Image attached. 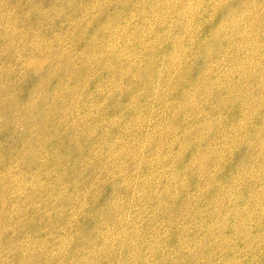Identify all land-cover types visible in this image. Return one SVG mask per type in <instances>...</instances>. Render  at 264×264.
Listing matches in <instances>:
<instances>
[{"label": "rangeland", "instance_id": "374dc122", "mask_svg": "<svg viewBox=\"0 0 264 264\" xmlns=\"http://www.w3.org/2000/svg\"><path fill=\"white\" fill-rule=\"evenodd\" d=\"M7 1L0 264H264V0Z\"/></svg>", "mask_w": 264, "mask_h": 264}, {"label": "bare ground", "instance_id": "6f19581e", "mask_svg": "<svg viewBox=\"0 0 264 264\" xmlns=\"http://www.w3.org/2000/svg\"><path fill=\"white\" fill-rule=\"evenodd\" d=\"M8 1H10V0H8ZM8 1H7V2H8ZM26 1H27V0H26ZM26 1H25V2H26ZM61 1H62V0H61ZM91 1H92V0H91ZM99 1H100V0H99ZM108 1H109V0H108ZM129 1H130V0H129ZM158 1H159V0H158ZM180 1H181V0H180ZM187 1H188V0H187ZM225 1H226V0H225ZM225 1H224V2H225ZM243 1H244V0H243ZM243 1H242V3H243ZM245 1H246V0H245ZM252 1H253V0H252ZM2 2H3V1H2ZM29 2H30V1H29ZM58 2H59V1H58ZM68 2H69V1H68ZM71 2H72V1H71ZM71 2H70V3H71ZM88 2H89V1H88ZM100 2H101V1H100ZM100 2H99V3H100ZM109 2H110V1H109ZM127 2H128V1H127ZM181 2H182V1H181ZM233 2H234V0H233ZM235 2H236V1H235ZM240 2H241V0H240ZM250 2H251V1H249V4H250ZM253 2H254V1H253ZM260 2H262V1L260 0ZM0 3H1V2H0ZM13 3H14V0H13ZM15 3H16V2H15ZM20 3H21V2H20ZM64 3H65V2H64ZM128 3H129V2H128ZM156 3H157V2H156ZM160 3H161V2H160ZM188 3H190V2H188ZM7 4H8V3H7ZM11 4H12V3H11ZM36 4H37V3H36ZM79 4H80V3H79ZM81 4H82V3H81ZM86 4H87V3H86ZM104 4H105V3H104ZM114 4H115V3H114ZM154 4H155V3H154ZM238 4H239V3H238ZM243 4H244V3H243ZM243 4H242V5H243ZM246 4H248V3H246ZM258 4H260V3H258ZM262 4H263V3H262ZM3 5H4V4H3ZM18 5H19V4H18ZM21 5H22V4H21ZM54 5H55V4H54ZM67 5H68V4H67ZM73 5H74V4H73ZM83 5H84V4H83ZM106 5H107V4H105V6H106ZM117 5H118V4H117ZM148 5H149V4H148ZM5 6H6V5H5ZM12 6H13V5H12ZM36 6H37V5H36ZM68 6H69V5H68ZM77 6H78V5H77ZM150 6H151V5H150ZM155 6H156V5H155ZM229 6L231 7V5H229ZM232 6H233V5H232ZM10 7H11V6H10ZM10 7H9V8H10ZM17 7H18V6H17ZM23 7H24V6H23ZM37 7H38V6H37ZM72 7H73V6H72ZM84 7H85V6H84ZM152 7H153V6H152ZM214 7H215V6H214ZM236 7H238V6H236ZM241 7H242V6H241ZM245 7H246V6H245ZM41 8H44V7L41 6L40 9H41ZM115 8H116V6H115ZM134 8H135V7H134ZM153 8H154V7H153ZM184 8H185V7H184ZM188 8H189V7H188ZM224 8H225V7H224ZM256 8H257V7H256ZM12 9H13V8H12ZM37 9L40 10L39 8H37ZM52 9H53V8H52ZM62 9H63V8H62ZM80 9H81V8H80ZM80 9H79V10H80ZM89 9H90V8H89ZM130 9H131V8H130ZM130 9H129V10H130ZM137 9H138V8H137ZM140 9H141V8H140ZM155 9H156V7H155ZM189 9H191V8H189ZM192 9H193V8H192ZM208 9H209V8H208ZM217 9H218V7H217ZM240 9H241V8H240ZM242 9H244V8H242ZM250 9H251V7H250ZM9 10H10V9H9ZM34 10H35V9H34ZM53 10H55V9H53ZM69 10H70V9H69ZM71 10H72V9H71ZM117 10H118V9H117ZM142 10H143V9H142ZM151 10H152V9H151ZM206 10H207V9H206ZM209 10H210V9H209ZM213 10H215V9H213ZM235 10H236V9H235ZM247 10H248V9H247ZM252 10H253V8H252ZM4 11H5V10H4ZM40 11H41V10H40ZM47 11H48V10H47ZM47 11H46V12H47ZM59 11H60V10H59ZM61 11H62V10H61ZM61 11H60V12H61ZM80 11H81V10H80ZM82 11H83V10H82ZM144 11H145V9H144ZM146 11H147V9H146ZM153 11H154V10H153ZM192 11H193V10H192ZM196 11H197V10H196ZM221 11H222V10H221ZM228 11H230V9H229ZM231 11H232V10H231ZM236 11H238V10H236ZM8 12H9V11H8ZM36 12H37V11H36ZM49 12H50V11H49ZM51 12H52V11H51ZM63 12H64V11H63ZM68 12H69V11H68ZM70 12H71V11H70ZM74 12H75V11H74ZM105 12H106V11H105ZM166 12H167V11H166ZM199 12H200V11H199ZM219 12H220V11H219ZM226 12H227V11H226ZM232 12H233V11H232ZM250 12H251V10H250ZM250 12H249V13H250ZM65 13H66V11H65ZM76 13H77V12H76ZM79 13H80V12H78V14H79ZM81 13H82V12H81ZM83 13H84V12H83ZM85 13H86V11H85ZM141 13H142V12H141ZM149 13H150V12H149ZM149 13H148V14H149ZM179 13H180V12H179ZM189 13H190V12H189ZM205 13H206V12H205ZM234 13H236V12L234 11ZM234 13H232V15H234ZM238 13H239V12H238ZM238 13H237V14H238ZM242 13H243V12H242ZM253 13H254V12H253ZM0 14H2V13H0ZM13 14H14V11H13ZM39 14H41V12H40ZM48 14H49V13H48ZM48 14H47V15H48ZM73 14H74V13H73ZM89 14H90V13H89ZM107 14H108V13H107ZM150 14H151V13H150ZM216 14H217V13H216ZM223 14H224V13H223ZM3 15H4V13H3ZM6 15H7V14H6ZM31 15H32V14H31ZM45 15H46V14H45ZM56 15H57V14H56ZM59 15H60V14H58V16H59ZM64 15H65V14H64ZM74 15H75V14H74ZM79 15H80V14H79ZM103 15H105V14H103ZM108 15H109V14H108ZM145 15H146V14H145ZM182 15H183V14H182ZM184 15H186V14H184ZM189 15H190V14H189ZM193 15H194V14H193ZM196 15H197V13H196ZM199 15H200V14H199ZM202 15H203V14H202ZM219 15H220V14H219ZM239 15H240V14H239ZM244 15H246L245 12H244ZM9 16H10V15H9ZM22 16H23V15H22ZM22 16H21V18H22ZM27 16H29V15H27ZM27 16H26V17H27ZM33 16H34V15H33ZM48 16H49V15H48ZM70 16H71V15H70ZM72 16H73V15H72ZM84 16H85V15H84ZM84 16L82 15V17H84ZM126 16H127V15H126ZM129 16H130V15H129ZM129 16H128V18H130ZM141 16H142V15H141ZM157 16H158V15H157ZM191 16H192V13H191ZM205 16H206V15H205ZM211 16H212V15H211ZM215 16H216V15H215ZM222 16H223V15H222ZM227 16H229V15H227ZM246 16H247V15H246ZM251 16H252V15H251ZM34 17H35V16H34ZM52 17H53V16H52ZM75 17H76V16H75ZM82 17H81V19H82ZM86 17H87V16H86ZM103 17H104V16H103ZM179 17H180V15H179ZM184 17H185V16H184ZM188 17H189V16H188ZM202 17H203V16H202ZM234 17H236V16L234 15ZM234 17H233V18H234ZM242 17H243V16H242ZM244 17H245V16H244ZM253 17H254V15H253ZM24 18H25V17H24ZM35 18H36V17H35ZM72 18H73V17H72ZM121 18H123V15H122ZM126 18H127V17H126ZM126 18H125V19H126ZM142 18H143V17H142ZM142 18H141V19H142ZM147 18H148V17H147ZM147 18H146V19H147ZM185 18H186V17H185ZM192 18H193V17H192ZM197 18H198V17H197ZM213 18H214V17H213ZM225 18H226V17H225ZM246 18H249V17H246ZM7 19H8V18H7ZM12 19H13V18H12ZM28 19H29V18H28ZM33 19H34V18H33ZM61 19H62V17H61ZM64 19H65V17H64ZM85 19H86V18H85ZM143 19H144V18H143ZM216 19H217V18H216ZM3 20H4V19H3ZM13 20H14V19H13ZM19 20H21V19H19ZM35 20H36V19H35ZM43 20H44V19H43ZM50 20H53V19L50 18ZM69 20H70V18H69ZM78 20H79V19H78ZM109 20H110V19H109ZM111 20H112V19H111ZM118 20H119V19H118ZM128 20H129V19H128ZM138 20H139V18H138ZM161 20H162V19H161ZM185 20H186V19H185ZM188 20H189V19H188ZM190 20H191V19H190ZM198 20H199V19H198ZM245 20H246V19H245ZM6 21H7V20H6ZM16 21H18L17 18H16ZM21 21H22V20H21ZM74 21H75V20H74ZM119 21H120V20H119ZM121 21H122V20H121ZM143 21H144V20H143ZM147 21H148V20H147ZM248 21H249V20H248ZM0 22H1V21H0ZM34 22H35V21H34ZM39 22H40V21H39ZM39 22H38V23H39ZM64 22H65V21H64ZM77 22H78V21H77ZM80 22H82V21H80ZM111 22H112V21H111ZM114 22H115V21H114ZM140 22H141V21H140ZM145 22H146V21H145ZM162 22H163V21H162ZM173 22H174V21H173ZM183 22H184V21H183ZM191 22H192V21H191ZM194 22H195V21H194ZM212 22H214V20H212ZM10 23H11V22H10ZM21 23H22V22H21ZM35 23H37V22H35ZM115 23H116V22H115ZM125 23H127V21H125ZM184 23H185V22H184ZM188 23H190V22H188ZM207 23H208V21H207ZM4 24H6V23H4ZM24 24H25V23H24ZM28 24H29V23H28ZM75 24H76V23H75ZM109 24H110V23H109ZM120 24H121V23H120ZM129 24H130V23H129ZM143 24H144V23H143ZM233 24H234V23H233ZM245 24H246V23H245ZM7 25H9V24H7ZM12 25H13V21H12ZM37 25H38V24H37ZM63 25H65V24H63ZM79 25H81V24H79ZM113 25H114V24H113ZM117 25H119V24H117ZM190 25H191V24H190ZM190 25H189V26H190ZM220 25H221V24H220ZM1 26H2V25H1ZM10 26H11V25H10ZM19 26H20V25H19ZM41 26H42V25H41ZM48 26H49V25H48ZM77 26H78V25H77ZM111 26H112V25H111ZM119 26H120V25H119ZM173 26H174V25H173ZM236 26H237V25H236ZM260 26H261V24H260ZM16 27H17V26H16ZM37 27H39V26H37ZM67 27H68V26H67ZM73 27H74V26H73ZM80 27H81V26H80ZM140 27H141V26H140ZM164 27H165V26H164ZM164 27H163V28H164ZM180 27H181V26H180ZM242 27H243V26H242ZM258 27H259V26H258ZM13 28L15 29V27H13ZM19 28H20V27H19ZM69 28H70V26H69ZM69 28H68V29H69ZM76 28H77V27H76ZM194 28H195V27H194ZM217 28H218V27H217ZM5 29H6V28H5ZM30 29H31V28H30ZM37 29H38V28H37ZM46 29H47V27H46ZM111 29H113V28L111 27ZM111 29H110V30H111ZM114 29H115V28H114ZM116 29H117V27H116ZM119 29H120V28H119ZM122 29H123V28H122ZM128 29H129V28H128ZM137 29L139 30L140 28H137ZM137 29H136V30H137ZM170 29H171V28H170ZM177 29H180V28H177ZM218 29H219V28H218ZM240 29H241V27H240ZM258 29H259V28H258ZM10 30H11V29H10ZM16 30H17V29H16ZM16 30H15V31H16ZM28 30H29V29H28ZM32 30H33V29H32ZM52 30H53V29H52ZM63 30H64V29H63ZM110 30H109V31H110ZM124 30H125V29H124ZM222 30H224V29H222ZM255 30H256V29H255ZM72 31H73V30H72ZM111 31H112V30H111ZM127 31H129V30H127ZM131 31H132V30H131ZM142 31H143L142 33H144V29H143ZM183 31H184V30H183ZM217 31H218V30H217ZM24 32H25V31H24ZM28 32H29V31H28ZM53 32H54V31H53ZM114 32H115V31H114ZM116 32H117V31H116ZM145 32H147V31H145ZM148 32H149V31H148ZM223 32H224V31H223ZM257 32H258V31H256V33H257ZM259 32H260V31H259ZM0 33H2V32H0ZM9 33H10V32H9ZM34 33H35V32H34ZM66 33H67V32H65V34H66ZM82 33H83V32H82ZM104 33H105V32H104ZM120 33H121V32H120ZM133 33H134V32H133ZM164 33H165V32H164ZM171 33H172V32H171ZM197 33H198V32H197ZM22 34H23V33H22ZM51 34H52V33H51ZM263 34H264V33H263ZM7 35H8V34H7ZM19 35H20V34H19ZM67 35H68V34H67ZM117 35H118V34H117ZM155 35H157V34H155ZM155 35H153V36H155ZM162 35H163V34H162ZM189 35H190V34H189ZM222 35H223V34H222ZM233 35H234V34H233ZM241 35H242V34H241ZM20 36H21V35H20ZM29 36H30V35H29ZM113 36H114V35H113ZM121 36H122V35H121ZM143 36H144V34H143ZM243 36H244V35H243ZM247 36H248V35H247ZM31 37H32V36H31ZM33 37H34V36H33ZM36 37H37V36H36ZM81 37H82V36H81ZM114 37H115V36H114ZM117 37H118V36H117ZM127 37H128V36H126V38H127ZM164 37H165V35H164ZM164 37H163V38H164ZM231 37H232V36H231ZM231 37H230V38H231ZM21 38H22V37H21ZM105 38H107V37H105ZM129 38H130V37H129ZM155 38H156V37H155ZM155 38H154V39H155ZM158 38H159V37H158ZM166 38H167V37H166ZM170 38H172V37H170ZM178 38H179V37H178ZM190 38H191V37H190ZM218 38H219V37H218ZM222 38H224V37H222ZM226 38H227V37H226ZM230 38H229V39H230ZM117 39H118V38H117ZM119 39H121V38H119ZM161 39H162V38H161ZM193 39L195 40V38H193ZM22 40H23V38H22ZM37 40H38V39H37ZM121 40H122V39H121ZM128 40H129V39H128ZM141 40H142V39H141ZM155 40H156V39H155ZM164 40H165V39H164ZM168 40L170 41V39H168ZM214 40H215V39H214ZM219 40H220V38H219ZM222 40H223V39H222ZM0 41H1V40H0ZM105 41H107V40H105ZM125 41H126V40H125ZM125 41H124V42H125ZM130 41H131V40H130ZM137 41H138V40H137ZM169 41H168V42H169ZM172 41H173V40H172ZM172 41H171V42H172ZM224 41H225V40H224ZM227 41H228V40H227ZM154 42H155V41H154ZM228 42H229V41H228ZM1 43H2V42H1ZM7 43H9V42H7ZM35 43H36V42H35ZM107 43H108V42H107ZM113 43H114V42H113ZM127 43H128V42H127ZM173 43H174V42H173ZM217 43H218V42H217ZM36 44H37V43H36ZM125 44H126V43H125ZM144 44H145V42H144ZM144 44H143V45H144ZM154 44H155V43H154ZM177 44L179 45L178 42H177ZM177 44H176V45H177ZM9 45H10V44H9ZM33 45H35V44H33ZM114 45H115V44H114ZM167 45H168V44H167ZM176 45H173V46H176ZM199 45H200V44H199ZM228 45H229V43H228ZM228 45H227V46H228ZM11 46H13V45H11ZM36 46H37V45H36ZM156 46H157V45H156ZM162 46H163V45H162ZM207 46H208V45H207ZM207 46H206V47H207ZM218 46H219V45H218ZM220 46H221V45H220ZM4 47H5V46H4ZM13 47H14V46H13ZM192 47H193V46H192ZM195 47H196V46H195ZM201 47H202V46H200L199 48H201ZM216 47H217V46H216ZM6 48H7V47H6ZM40 48H41V47H40ZM111 48H113V47H111ZM116 48H117V47H116ZM162 48H163V47H162ZM213 48H214V46H213ZM238 48H240V47H238ZM114 49H115V48H114ZM144 49H145V48H144ZM151 49H152V48H151ZM153 49H154V48H153ZM168 49H169V47H168ZM191 49H192V48H191ZM207 49H208V48H207ZM210 49H211V48H210ZM217 49H218V48H217ZM217 49H216V50H217ZM220 49H221V48H220ZM7 50H8V49H7ZM11 50H12V49H11ZM11 50H10V51H11ZM41 50H42V49H41ZM65 50H66V49H65ZM67 50H68V48H67ZM154 50H155V49H154ZM165 50H166V49H165ZM196 50H197V49H196ZM208 50H209V49H208ZM150 51H151V50H150ZM155 51H156V50H155ZM163 51H164V50H163ZM177 51H178V50H177ZM214 51H215V50H214ZM110 52H111V50H110ZM112 52H113V51H112ZM158 52H160V50H159ZM193 52H194V50H193ZM212 52H213V50H212ZM6 53H7V52H6ZM10 53H11V52H10ZM61 53H62V52H61ZM63 53H64V52H63ZM106 53H107V52H106ZM122 53H123V52H122ZM124 53H125V52H124ZM124 53H123V55H125ZM156 53H157V52H156ZM171 53H172V52H171ZM205 53H207V52H205ZM214 53H215V52H213V54H214ZM254 53H255V52H254ZM7 54H8V53H7ZM66 54H67V53H66ZM160 54H161V53H160ZM163 54H164V53H163ZM207 54H208V53H207ZM209 54H211V53H209ZM255 54H257V53H255ZM259 54H260V53H259ZM69 55H70V54H69ZM109 55H110V54H109ZM111 55H112V54H111ZM155 55L159 57L158 54H155ZM204 55H206V54H204ZM260 55H261V54H260ZM61 56H62V55H60V57H61ZM125 56H126V55H125ZM160 56H161V55H160ZM208 56H209V55H208ZM66 57H67V56H66ZM110 57H111V56H110ZM120 57H122V56H120ZM120 57H119V58L117 57V59L120 60ZM153 57H154V56H153ZM153 57H152V59H153ZM164 57H165V56H164ZM56 58H57V56H56ZM75 58H76V57H75ZM122 58H123V57H122ZM155 58H156V57H155ZM34 59H35V58H34ZM60 59H61V58H60ZM65 59H66V58H65ZM69 59H70V58H69ZM111 59H113V58H111ZM124 59H125V58H124ZM127 59H128V57H127ZM127 59H125L124 61H127ZM207 59H208V58H207ZM61 60H62V59H61ZM66 60H67V59H66ZM87 60H88V59H87ZM118 60H117V61H118ZM155 60H156V59H155ZM16 61H17V60H16ZM67 61H68V60H67ZM67 61H66V62H67ZM112 61H113V60H112ZM124 61H123V63H121V64H124ZM176 61H177V60H176ZM120 62H121V61H120ZM129 62H130V61H129ZM149 62H150V61H149ZM252 62H253V61H252ZM259 62H260V61H259ZM156 63H157V61H156ZM71 64H72V63H71ZM112 64H113V63H112ZM151 64H152V63H151ZM34 65H35V64H34ZM66 65H67V64H66ZM100 65H101V64H100ZM110 65H111V64H110ZM117 65H118V64H117ZM145 65H146V63H145ZM152 65H153V64H152ZM152 65H151V66H152ZM259 65H261V64H259ZM23 66H24V65H23ZM32 66H33V65H32ZM35 66H36V65H35ZM35 66H34V67H35ZM39 66H40V65H39ZM104 66H105V65H104ZM104 66H103L102 68H105ZM107 66H108V65H107ZM115 66H116V65H115ZM118 66H119V65H118ZM147 66H148V65H147ZM151 66H150V67H151ZM153 66H154V65H153ZM155 66H156V65H155ZM155 66H154V67H155ZM253 66H254V64H253ZM65 67H66V66H65ZM69 67H71V66H69ZM76 67H77V66H76ZM98 67H99V66H98ZM116 67H117V66H116ZM32 68H33V67H32ZM173 68H174V67H173ZM98 69H99V68H98ZM110 69H111V67L109 68V70H110ZM136 69H137V68H136ZM147 69H148V68H147ZM102 70H103V69H102ZM111 70H112V69H111ZM117 70H118V69H117ZM143 70H144V69H143ZM112 71H113V70H112ZM144 71H145V70H144ZM152 71H153V70H152ZM39 72H40V71H39ZM109 72H110V71H109ZM114 72H115V71H114ZM149 72H150V71H149ZM37 73H38V72H37ZM132 73H133V72H132ZM145 73H146V72H145ZM114 74H115V73H114ZM130 74H131V73H130ZM133 74H134V73H133ZM146 74H147V73H146ZM146 74H145V75H146ZM149 74H150V73H149ZM158 74H159V73H158ZM254 74H255V73H254ZM259 74H260V73H259ZM49 75H51V74H49ZM126 75H127V74H126ZM135 75H136V74H135ZM145 75H144V76H145ZM261 75H262V74H261ZM261 75H260V76H261ZM47 76H48V75H47ZM252 76H253V74H252ZM252 76H251V77H252ZM44 77L46 78V75L43 76V78H44ZM48 77H49V76H48ZM129 77H130V75H129ZM136 77H137V76H136ZM148 77H149V76H148ZM148 77H147V79H148ZM157 77H158V76H157ZM133 78H134V77H133ZM144 78H145V77H144ZM257 78H259V77H257ZM54 79H55V78H54ZM122 79H123V78H122ZM128 79H129V78H128ZM131 79H132V78H131ZM125 80H126V79H125ZM143 80L145 81L146 79H143ZM151 80H152V79H151ZM263 80H264V78H263ZM46 81H47V80H46ZM58 81H60V80H58ZM110 81H112V80H110ZM138 81H139V80H138ZM140 81H141V80H140ZM146 81H147V80H146ZM148 81H149V80H148ZM153 81H154V80H153ZM259 81H260V80H259ZM49 82H50V80H49ZM125 82H126V81H125ZM125 82H122V83H125ZM129 82H130V81L128 80L127 83H129ZM135 82H136V81H135ZM142 82H143V81H142ZM142 82H141V83H142ZM188 82H189V81H188ZM46 83H47V82H46ZM136 83H137V82H136ZM260 83H261V82H260ZM43 84H44V83H43ZM118 84H120V83H118ZM125 84H126V83H125ZM149 84H150V82H149ZM151 84H152V83H151ZM154 84H155V83H154ZM47 85H50V84H47ZM116 85H117V84H116ZM121 85H124V84H121ZM121 85H120V86H121ZM131 85H132V83H131ZM135 85H136V84H135ZM141 85H142V84H141ZM147 85H148V84H147ZM128 86H130V85H128ZM136 86H137V85H136ZM136 86H135V88H136ZM38 87H39V86H38ZM48 87H49V86H48ZM114 87H115V86H114ZM147 87H149V86H147ZM49 88H50V87H49ZM122 88H123V87H122ZM125 88H126V87H125ZM150 88H151V87H150ZM155 88H156V87H155ZM37 89H38V88H37ZM120 89H121V88H120ZM128 89H130V88H128ZM67 90H69V88H67ZM121 90H122V89H121ZM131 90H133V89H131ZM137 90H138V89H137ZM145 90H146V89H145ZM123 91H124V90H123ZM123 91H122V93H123ZM135 91H136V90H135ZM146 91H147V90H146ZM148 91H149V90H148ZM151 91L153 92V90H151ZM157 91H158V90H157ZM219 91H220V90H219ZM221 91H222V90H221ZM228 91H229V90H228ZM118 92L120 93V91H118ZM124 92H125V91H124ZM127 92H128V91H127ZM127 92H126V93H127ZM129 92H130V91H129ZM131 92H132V91H131ZM143 92H144V90H143ZM143 92H141V93H143ZM155 92H156V91H155ZM231 92H232V91H231ZM148 93H149V92H148ZM227 93H228V92H227ZM123 94H124V93H123ZM132 94H133V93H132ZM135 94H136V93H135ZM139 94H140V93H139ZM144 94H145V92H144ZM218 94H219V93H218ZM218 94H217V95H218ZM126 95H127V94H126ZM148 95H150V94H148ZM151 95H153V94H151ZM74 96H75V95H74ZM132 96H133V95H132ZM132 96H131V98H134V97H132ZM134 96H135V95H134ZM140 96H141V94H140ZM140 96L138 95L137 98H138V97L140 98ZM145 96H146V95H145ZM153 96H154V95H153ZM220 96H221V94H220ZM222 96H223V95H222ZM125 97H126V96H125ZM129 97H130V95H129ZM135 97H136V96H135ZM147 97H149V96H147ZM147 97H145V98H147ZM177 97H178V96H177ZM183 97H184V94H183ZM150 98H151V97H150ZM184 98H185V97H184ZM135 99H136V98H135ZM142 99H143V98H142ZM157 99H158V98H157ZM175 99H176V98H175ZM192 99H193V98H192ZM218 99H219V98H218ZM218 99H217V100H218ZM221 99H223V98H221ZM226 99H227V98H226ZM52 100H53V99H52ZM71 100H72V99H71ZM127 100H128V99H127ZM132 100H134V99H132ZM212 100H213V99H212ZM212 100H211V101H212ZM214 100H216V98H215ZM236 100H238V99H235V101H236ZM33 101H34V100H33ZM37 101H38V100H37ZM129 101H130V100H129ZM135 101H136V100H135ZM219 101H220V99H219ZM227 101H228V100H227ZM111 102H112V101H111ZM121 102H122V101H121ZM136 102H137V101H136ZM140 102H141V100H140ZM145 102H146V100H145ZM216 102H217V101H216ZM224 102H225V101H224ZM228 102H229V101H228ZM141 103H142V102H141ZM210 103H211V102H210ZM232 103H233V102H232ZM235 103H236V102H235ZM148 104H149V103H147V105H148ZM217 104H218V102H217ZM233 104H234V103H233ZM259 104H260V103H259ZM147 105H146V106H147ZM184 105H185V104H184ZM215 105H216V104H215ZM219 105H220V102H219ZM222 105H223V104H222ZM226 105H228V104H226ZM71 106H72V105H71ZM92 106H93V105H92ZM186 106H187V105H186ZM208 106H209V105H208ZM210 106H211V105H210ZM232 106H233V105H232ZM243 106H244V105H243ZM32 107H33V106H32ZM100 107H101V106H100ZM179 107H180V106H179ZM224 107H225V106H224ZM224 107H223V108H224ZM228 107H229V106H228ZM149 108H150V106H149ZM181 108H182V107H181ZM209 108H210V110H211L212 107H209ZM244 108H245V106H244ZM244 108H243V109H244ZM171 109H173V108H171ZM218 109H219V108H218ZM220 109H221V108H220ZM225 109H226V108H225ZM227 109H228V108H227ZM258 109L260 110V108H258ZM142 110H143V109H142ZM176 110H177V109H176ZM178 110H179V109H178ZM210 110H209V111H210ZM215 110H216V109H215ZM43 111H44V110H43ZM212 111H213V110H212ZM135 112H137V111H135ZM147 112H148V111H147ZM171 112H172V110H171ZM197 112H198V111H197ZM216 112H217V111H216ZM220 112H221V111H220ZM228 112H229V111H228ZM251 112H252V111H251ZM251 112H250V113H251ZM254 112H255V109H254ZM256 112H258V111H256ZM259 112H260V111H259ZM38 113H40V112H38ZM142 113H143V112H142ZM210 113H211V112H210ZM210 113H209V114H210ZM225 113H226V112H225ZM225 113H224V114H225ZM230 113H231V112H230ZM244 113H246V112H244ZM262 113H263V111H262ZM262 113H261V114H262ZM174 114H176V113H174ZM178 114H179V113H178ZM192 114H193V113H192ZM246 114H248V113H246ZM252 114H253V113H252ZM45 115H46V114H45ZM190 115H191V114H190ZM194 115H195V114H194ZM129 116H130V115H129ZM131 116H132V115H131ZM233 116H234V115H233ZM243 116H244V115H243ZM256 116H258V115H256ZM30 117H31V116H30ZM33 117H34V116H33ZM33 117H32V118H33ZM174 117H175V116H174ZM177 117H179V116H177ZM192 117H193V116H192ZM196 117H197V116H196ZM199 117H200V116H199ZM247 117H248V116H247ZM260 117H261V115H260ZM260 117H259V118H260ZM139 118H140V117H139ZM214 118H216V117H214ZM232 118H233V117H232ZM243 118H244V117H243ZM253 118H254V117H253ZM88 119H89V118H88ZM129 119H130V118H129ZM175 119H176V118H175ZM217 119H218V118H217ZM224 119H225V118H224ZM226 119H227V118H226ZM233 119H234V118H233ZM244 119H245V118H244ZM33 120H34V119H33ZM194 120H195V119H194ZM198 120H199V119H198ZM201 120H202V119H201ZM228 120H229V119H228ZM228 120H227V121H228ZM241 120H242V119H241ZM246 120H247V119H246ZM250 120H251V119H250ZM253 120H254V119H253ZM82 121H83V120H82ZM82 121H81V122H82ZM180 121H181V120H180ZM195 121H196V120H195ZM199 121H200V120H199ZM213 121H214V120H213ZM247 121H248V120H247ZM32 122H33V121H32ZM34 122H35V120H34ZM178 122H179V121H178ZM211 122H212V121H211ZM263 122H264V121H263ZM149 123H150V122H149ZM173 123H174V122H173ZM179 123H180V122H179ZM222 123H223V122H222ZM233 123H234V122H233ZM235 123H237V122H235ZM235 123H234V124H235ZM241 123H242V121H241ZM243 123H244V122H243ZM224 124H226V123L224 122ZM234 124H232V125H234ZM245 124L247 125V123H245ZM260 124H261V123H260ZM34 125H35V124H34ZM40 125H41V124H40ZM167 125H168V124H167ZM173 125H175V124H173ZM211 125H213V124L211 123ZM29 126H30V125H29ZM32 126H33V125H32ZM36 126H37V125H36ZM168 126H169V125H168ZM170 126H171V125H170ZM207 126H208V125H207ZM213 126H214V125H213ZM225 126H226V125H225ZM225 126H224V127H225ZM237 126H238V125H237ZM242 126H243V125H242ZM248 126H249V125H248ZM34 127H35V126H34ZM38 127H40V126H38ZM110 127H111V126H110ZM176 127H177V126H176ZM197 127L199 128L200 126H197ZM215 127H216V126H215ZM222 127H223V126H222ZM224 127H223V128H224ZM135 128H136V127H135ZM170 128H171V127H170ZM172 128H173V127H172ZM204 128H205V126H204ZM211 128H212V127H211ZM229 128H230V127H229ZM233 128H234V127H233ZM238 128H239V127H238ZM259 128H260V127H259ZM35 129H36V127H35ZM168 129H169V128H168ZM200 129H201V128H200ZM206 129H207V128H206ZM209 129H210V128H209ZM225 129H227V128H225ZM225 129H224V130H225ZM235 129H236V128H235ZM239 129H240V128H239ZM254 129H255V128H254ZM122 130H124V129H122ZM170 130H171V129H170ZM175 130H176V129H175ZM211 130H212V129H211ZM217 130H218V129H217ZM220 130H221V129H220ZM224 130H223V131H224ZM247 130H248V129H247ZM257 130H258V129H257ZM263 130H264V129H263ZM102 131H103V130H102ZM107 131H109V130H107ZM140 131H141V130H140ZM193 131H194V130H193ZM200 131H201V130H200ZM207 131H208V130H207ZM231 131H232V130H231ZM237 131H238V130H237ZM100 132H101V131H100ZM100 132H99V133H100ZM130 132H132V131H130ZM147 132H148V131H147ZM186 132H188V131H186ZM235 132H236V131H235ZM245 132H246V131H245ZM251 132H252V130H251ZM85 133H86V132H85ZM102 133H106V134H107V132H102ZM102 133H101V134H102ZM170 133H171V132H170ZM202 133H203V132H202ZM206 133H210V132H206ZM223 133H224V132H223ZM228 133H229V132H228ZM241 133H242V132H241ZM252 133H253V132H252ZM101 134H100V135H101ZM220 134H221V132H220ZM220 134H219V135H220ZM238 134H239V133H238ZM249 134H251V133H249ZM114 135H115V134H114ZM236 135H237V134H236ZM240 135H241V134H240ZM245 135H247V134H245ZM251 135H252V134H251ZM122 136H123V135H122ZM205 136H206V135H205ZM209 136H210V135H209ZM216 136H217V135H216ZM234 136H235V135H234ZM104 137H106V136L104 135ZM232 137H233V136H232ZM235 137H236V136H235ZM258 137L260 138L261 136H258ZM37 138H38V137H37ZM134 138H135V137H134ZM204 138H205V137H204ZM213 138H214V137H213ZM213 138H212V139H213ZM220 138H221V137H220ZM229 138H230V137H229ZM237 138H238V137H237ZM245 138H246V137H245ZM39 139L41 140V138H39ZM101 139H103V137H102ZM130 139H131V138H130ZM202 139H203V137H202ZM206 139H207V138H206ZM209 139H210V138H209ZM216 139H217V137H216ZM216 139H215V140H216ZM225 139H228V138L225 137ZM230 139H231V138H230ZM241 139H242V138H241ZM251 139H252V138H251ZM40 140H39V141H40ZM50 140H51V138H50ZM103 140H104V139H103ZM109 140H110V139H109ZM148 140H149V139H148ZM238 140H239V139H238ZM245 140H246V139H245ZM104 141H105V140H104ZM104 141H102V142L104 143ZM110 141H111V140H110ZM110 141H109V142H110ZM156 141H157V140H156ZM206 141H207V140H206ZM211 141H212V140H211ZM231 141H232V140H231ZM251 141H252V140H251ZM40 142H41V141H40ZM46 142H47V141H46ZM50 142H51V141H50ZM112 142H113V141H112ZM123 142H124V141H123ZM139 142H140V141H139ZM203 142H204V140H203ZM208 142H209V141H208ZM212 142H213V141H212ZM226 142H227V141H226ZM241 142H242V141H241ZM241 142H240V144H241ZM37 143H38V142H37ZM213 143H215V142H213ZM248 143H249V142H248ZM254 143H255V142H254ZM100 144H101V143H100ZM108 144H109V143H108ZM111 144H112V143H111ZM115 144H116V143H115ZM132 144H133V143H132ZM153 144H154V143H153ZM159 144H160V143H159ZM194 144H195V143H194ZM47 145H48V143H47ZM123 145H124V144H123ZM127 145H128V144H127ZM155 145H156V144H155ZM201 145H202V144H201ZM201 145H200V146H201ZM235 145H236V144H235ZM244 145H245V144H244ZM105 146H106V145H105ZM114 146H116V145H114ZM133 146H134V145H133ZM136 146H138V145L136 144ZM141 146H142V145H141ZM159 146H160V145H159ZM23 147H24V146H23ZM30 147H31V146H30ZM35 147H36V146H35ZM111 147H113V146H110V148H111ZM118 147H119V146H118ZM128 147H129V146H128ZM128 147H127V148H128ZM138 147H139V146H138ZM149 147H150V146H149ZM157 147H158V146H157ZM195 147H196V146H195ZM202 147H203V146H202ZM242 147H244V146H242ZM252 147H253V146H252ZM32 148H33V146H32ZM32 148H31V149H32ZM127 148H126V149H127ZM145 148H148V146L145 145ZM170 148H171V147H170ZM198 148H199V146H198ZM204 148H205V147H204ZM238 148H239V147H238ZM21 149H23V148H21ZM25 149H26V148H25ZM25 149H24V150H25ZM36 149H37V148H36ZM114 149H115V148H114ZM120 149H121V148H120ZM149 149H150V148H149ZM249 149H250V148H249ZM252 149H254V148H252ZM127 150H128V149H127ZM152 150H153V148H152ZM201 150H202V149H201ZM203 150H204V149H203ZM236 150H237V149H236ZM238 150H239V149H238ZM19 151H20V150H19ZM25 151H26V152H24V154H25V153L28 154L27 152H29V149H28V151H27V149H26ZM32 151H33V150H32ZM91 151H92V150H91ZM125 151H126V150H125ZM148 151H149V150H148ZM170 151H171V150H170ZM190 151H191V150H190ZM193 151H194V150H193ZM193 151H192V152H193ZM205 151H206V150H205ZM16 152H18V151H16ZM214 153H215V151L213 152V154H214ZM216 153H217V152H216ZM251 153H252V152H251ZM251 153H250V154H251ZM26 154H25V155H26ZM112 154H113V153H112ZM112 154H111V155H112ZM193 154H194V153H193ZM197 154H198V153H197ZM197 154H196V155H197ZM200 154H201V153H200ZM19 155H20V152H19ZM117 155H118V153H117ZM120 155H121V154H120ZM211 155H212V154H211ZM211 155H210V156H211ZM215 155H216V154H215ZM5 156H6V155H5ZM26 156H27V155H26ZM115 156H116V155H115ZM199 156H200V155H199ZM236 156H237V155H236ZM236 156H235V157H236ZM251 156H252V155H251ZM35 157H36V156H35ZM116 157H117V156H116ZM120 157H121V156H119L118 158H120ZM212 157H213V156H211V158H212ZM216 157H217V155H216ZM258 157H259V156H258ZM7 158H8V157H7ZM17 158H19V157H17ZM33 158H34V157H33ZM114 158H115V157H114ZM133 158H134V157H133ZM206 158H207V156H206ZM211 158H210V160H211ZM5 159H6V157H5ZM35 159H36V158H34V160H35ZM217 159H218V158H217ZM230 159H231V158H230ZM234 159H235V158L233 157V160H234ZM258 159H259V158H258ZM258 159H257V160H258ZM114 160H115V159H114ZM180 160H181V159H180ZM228 160H229V159H228ZM0 161H1V159H0ZM18 161H19V159H18ZM36 161H37V160H36ZM38 161H39V160H38ZM115 161H116V160H115ZM181 161H182V160H181ZM192 161H193V158H192ZM192 161H191V162H192ZM205 161H206V160H205ZM208 161H209V160H208ZM223 161H225V160H223ZM229 161H230V160H229ZM234 161H235V160H234ZM249 161H251V160L249 159ZM20 162H21V161H20ZM32 162H33V161H32ZM34 162H35V161H34ZM34 162H33V163H34ZM117 162L119 163V161H117ZM217 162H218V161H217ZM230 162H231V161H230ZM262 162H263V161H262ZM35 163H36V162H35ZM120 163H122V162H120ZM200 163H201V162H200ZM202 163H203V162H202ZM214 163H216V162H214ZM260 163H261V162H259V164H260ZM22 164H23V163H22ZM22 164H20V165H22ZM113 164L115 165V162H114ZM211 164H212V163H211ZM218 164H219V163H218ZM263 164H264V163H263ZM4 165H5V164H4ZM13 165H14V164H13ZM16 165H17V166H16ZM16 165H15V167H18V164H16ZM25 165H26V164H25ZM30 165H31V164H30ZM34 165H35V164H34ZM36 165H37V164H36ZM116 165H118V164L116 163ZM116 165H115V166H116ZM119 165H120V164H119ZM138 165H139V164H138ZM141 165H142V164H141ZM254 165H255V164H254ZM257 165H258V164H257ZM2 166H3V163H2V165H1V167H2ZM120 166H121V165H120ZM120 166H119V167H120ZM123 166H124V165H123ZM223 166H224V165H223ZM225 166H226V165H225ZM258 166H259V165H258ZM1 167H0V168H1ZM15 167H14V169H16ZM20 167H21V166H20ZM119 167H118V168H119ZM157 167H158V166H157ZM208 167H209V166H208ZM208 167H206V168H208ZM215 167H216V166H215ZM218 167H219V166H218ZM242 167H243V166H242ZM28 168H29V167H28ZM120 168H121L122 171L124 170V169H122V167H120ZM120 168H119V169H120ZM182 168H184V167H182ZM225 168H226V167H224L223 170H224ZM238 168H239V167H238ZM6 169H7V167H6ZM14 169H13V170H14ZM29 169H30V168H29ZM125 169H126V168H125ZM200 169H201V168H200ZM200 169H199V170H200ZM202 169H204V168H202ZM202 169H201V170H202ZM214 169H215V168H214ZM220 169H221V168H220ZM242 169H243V168H242ZM261 169H262V168H261ZM180 170H181V169H180ZM186 170H187V169H186ZM188 170H189V169H188ZM216 170H217V169H216ZM5 171H6V170H5ZM5 171H4V172H5ZM19 171H20V169H19ZM117 171H118V170H117ZM119 171H120V170H119ZM204 171H205V170H204ZM238 171H239V170H238ZM247 171H248V170H247ZM256 171H257V169H256ZM0 172H1V171H0ZM200 172H201V171H200ZM210 172H211V171H210ZM215 172H216V171H215ZM261 172H262V171H261ZM13 173H14V172H13ZM186 173H188V172H186ZM206 173L208 174V172H206ZM16 174H17V173H16ZM120 174H121V173H120ZM193 174H195V173H193ZM201 174H203V173H201ZM14 175H15V174H14ZM14 175H12V176H14ZM185 175H186V174H185ZM208 175H209V174H208ZM212 175H213V174H212ZM235 175H236V174H235ZM12 176H11V177H12ZM189 177H190V176H189ZM192 177H193V175H192ZM208 177H209V176H208ZM208 177H207V178H208ZM213 177H214V176H213ZM234 177H235V176H234ZM235 178H236V177H235ZM19 179H20V178H19ZM190 179H193V178H190ZM244 179H245V178H244ZM234 180H235V179H234ZM238 180H239V179H238ZM238 180H237V181H238ZM17 181H18V180H17ZM188 181H189V180H188ZM200 181H201V180H200ZM210 181H211V180H210ZM242 181L244 182V180H242ZM242 181H241V182H242ZM21 182H22V181H21ZM222 182H223V181H222ZM243 182H242V183H243ZM32 183H33V182H32ZM212 184H213V182H212ZM221 184H222V183H221ZM221 184H220V185H221ZM21 185H22V183H21ZM114 187H115V186H114ZM126 187H127V186H126ZM235 188H236V187H235ZM248 188H249V187H248ZM116 189H117V188H116ZM245 189H246V186H245ZM249 189H250V188H249ZM200 191H201V190H200ZM247 191H248V190H247ZM249 191H250V190H249ZM222 192H223V191H222ZM227 192H228V191H227ZM227 192H226V193H227ZM223 193H224V192H223ZM226 195H227V194H226ZM229 195H230V194H229ZM6 196H7V195H6ZM214 197H215V196H214ZM227 197H228V196H227ZM240 197H241V196H240ZM250 197H251V196H250ZM3 198H4V197H3ZM238 198H239V197H238ZM241 198H242V197H241ZM214 199H216V198H214ZM214 199H213V200H214ZM239 200H240V199H239ZM241 201H242V200H241ZM244 201H245V200H244ZM250 201H252V200L250 199ZM209 202H211V201H209ZM237 203H238V202H237ZM233 204H234V203H233ZM240 205H241V204H240ZM242 205H243V204H242ZM229 206H230V205H229ZM236 206H237V205H236ZM248 206H249V205H248ZM230 207H231V206H230ZM238 207H239V203H238ZM233 208H234V207H233ZM239 208H240V207H239ZM262 208H263V207H262ZM246 209H247V208H246ZM229 210H230V209H229ZM233 210H234V209H233ZM236 210H237V209H236ZM236 210H234V211H236ZM231 212H232V211H231ZM244 213H245V211H244ZM244 213H243V214H244ZM1 214H3V213H1ZM16 214H17V213H16ZM228 214H229V213H228ZM236 214H237V213H236ZM229 215H231V214H229ZM232 215H233V214H232ZM3 217H4V216H3ZM10 217H12V216H10ZM14 217H15V216H14ZM16 217H17V216H16ZM1 218H2V217H1ZM7 219H8V218H7ZM11 219H12V218H11ZM16 219H17V218H16ZM228 219H229V218H228ZM2 220H3V218H2ZM5 220H6V219H5ZM13 220H14V218H13ZM15 222H16V221H15ZM234 224H235V223H234ZM227 226H228V224H227ZM247 226H248V225H247ZM224 227H225V226H224ZM228 227H229V226H228ZM228 227H227V228H228ZM232 227H233V226H232ZM232 227H231V228H232ZM263 228H264V227H263ZM223 229H224V228H223ZM234 229H235V228H234ZM245 232H246V231H245ZM247 234H248V232H247ZM263 234H264V233H263ZM223 237H224V236H223ZM235 237H237V235H236ZM235 237H234V238H235ZM236 239H237V238H236ZM240 239H241V238H240ZM244 240H246V239H244ZM232 241H233V240H232ZM227 242H228V241H227ZM235 244H236V243H235ZM233 247H234V246H233ZM233 247H232V248H233ZM237 247H238V246H237ZM251 247H252V246H251ZM22 249H23V248H22ZM233 249H234V248H233ZM235 249H236V248H235ZM248 249H249V248H248ZM25 250H26V249H25ZM22 251H23V250H22ZM220 252H221V251H220ZM227 252H228V251H227ZM235 252H236V251H235ZM225 253H226V252H225ZM139 254H140V253H139ZM230 254H231V253H230ZM236 254H237V253H236ZM221 256H222V255H221ZM140 257H142V256L140 255ZM222 257H223V256H222ZM224 257H227V255L224 256ZM260 257H261V256H260ZM227 258H228V257H227ZM253 258H254V257H253ZM139 259H140V258H139ZM247 259H248V258H247ZM255 259H256V258H255ZM260 262H261V261H260Z\"/></svg>", "mask_w": 264, "mask_h": 264}]
</instances>
